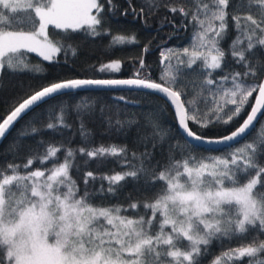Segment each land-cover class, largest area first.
Instances as JSON below:
<instances>
[{
    "label": "snow or ice",
    "instance_id": "6c2138e0",
    "mask_svg": "<svg viewBox=\"0 0 264 264\" xmlns=\"http://www.w3.org/2000/svg\"><path fill=\"white\" fill-rule=\"evenodd\" d=\"M115 17L153 33L140 54L78 65V36L139 46ZM82 92L106 131L136 128L131 148L92 146ZM136 101L143 127L112 120ZM261 118L264 0H0V141L24 120L0 161V264H264Z\"/></svg>",
    "mask_w": 264,
    "mask_h": 264
},
{
    "label": "trees",
    "instance_id": "16d2710c",
    "mask_svg": "<svg viewBox=\"0 0 264 264\" xmlns=\"http://www.w3.org/2000/svg\"><path fill=\"white\" fill-rule=\"evenodd\" d=\"M119 3L121 5L125 4V0H119ZM122 27L123 29H132V30H138L139 31V36L138 38L140 39L141 43L139 46L135 45H117L114 48L110 47V41L111 37L106 36L103 38H98V39H84L82 36H78L75 38L74 42H79L80 43V52L79 56L77 58V64H81L83 62L87 63H97L98 61H104L106 62L108 59L111 58H122V59H127L129 56H136L139 55L141 52V49L143 48V43L146 41V39L152 35L153 33L151 31H146L143 29H140L139 25H129L127 24L122 18L115 17L112 18V29H113V34H117L118 27ZM167 31V29H165ZM176 41L173 40L171 41V44H175ZM187 43V41H185ZM32 55V61L33 63H37L39 61V58L35 56V54ZM158 52H153L147 56L148 62L153 63L158 61ZM98 66V63H97ZM129 65L125 64V70ZM9 79L15 80L18 79L17 77H10ZM111 96V94H100L99 95V100L101 102H104L108 99V97ZM83 99L84 101V107L86 109H94V115L91 118L86 119V125L87 128L91 131L92 133V139H93V144L92 146L99 147L101 144L108 146L110 144H117V145H127L129 148H131L132 145V139L135 136L136 133V128L133 127L132 130L129 132L127 136L124 135H116L114 133H110L106 131V122L105 118L102 117L99 113V104L94 103L95 100L98 98V94L96 93H89V92H82L80 93L79 97L77 99ZM136 103H141L140 107H124V106H119V111L118 114L116 111H114L111 114V118L113 121L116 119L120 120H136L140 126L145 125V112L147 111V106L143 104L140 101H136ZM40 111V118L41 120L47 119V115L42 111ZM55 114H53L54 116ZM32 116V113H29L28 116L24 118V120L29 119V117ZM168 119H171L168 117ZM24 120H21L19 123L16 124L15 127H13L10 132L7 134L6 138H4L3 141H0V161H2L5 157L3 156V149L5 146L11 141L14 137L17 136L18 131L21 129V126L24 124ZM261 120H264V118H261ZM69 122L73 124V132L72 133H65L64 136L67 137L69 135H75L73 136V146L74 147H79L81 146V138L78 132L79 129V122L76 121L74 116L69 117ZM260 124L261 121H257L255 127L250 131L247 137H245V140L251 138L252 136L258 135L259 134V129H260ZM147 130V129H145ZM26 131L30 132V129H27ZM42 137H29L26 139H23L22 141H18L20 143L26 144V145H35L36 141L41 139ZM44 139H50V140H55L56 142H60L63 137H61L59 134H55L52 132H47L45 134ZM243 143V141H241ZM62 156V154H61ZM79 163H82L81 161H78ZM97 168V162L93 161L89 165V170L91 169H96ZM112 168H116V170H120L117 167V164L114 160L109 159L106 161L102 167L98 168V171H107ZM73 178H76L75 173H73ZM133 190L132 185H128L121 193L119 196L120 200L124 199V196L129 192ZM260 239H264V236H261ZM231 247H236L237 243L233 242ZM219 249L214 248L213 253H217ZM211 259V257H209ZM246 264V261H245Z\"/></svg>",
    "mask_w": 264,
    "mask_h": 264
},
{
    "label": "water",
    "instance_id": "95a60500",
    "mask_svg": "<svg viewBox=\"0 0 264 264\" xmlns=\"http://www.w3.org/2000/svg\"><path fill=\"white\" fill-rule=\"evenodd\" d=\"M256 123H257V122H256ZM249 133H250V132H249ZM249 133H248V134H249Z\"/></svg>",
    "mask_w": 264,
    "mask_h": 264
}]
</instances>
